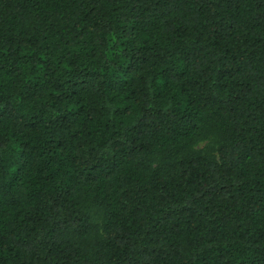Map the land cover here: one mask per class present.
Here are the masks:
<instances>
[{
  "label": "trees",
  "instance_id": "obj_1",
  "mask_svg": "<svg viewBox=\"0 0 264 264\" xmlns=\"http://www.w3.org/2000/svg\"><path fill=\"white\" fill-rule=\"evenodd\" d=\"M0 264H264V0H0Z\"/></svg>",
  "mask_w": 264,
  "mask_h": 264
},
{
  "label": "rangeland",
  "instance_id": "obj_2",
  "mask_svg": "<svg viewBox=\"0 0 264 264\" xmlns=\"http://www.w3.org/2000/svg\"><path fill=\"white\" fill-rule=\"evenodd\" d=\"M205 146V144H202L200 147L202 148V147H204Z\"/></svg>",
  "mask_w": 264,
  "mask_h": 264
}]
</instances>
